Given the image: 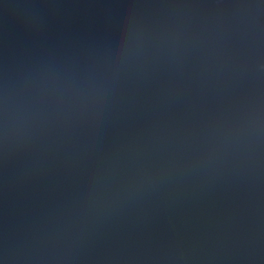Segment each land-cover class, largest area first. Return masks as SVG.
I'll return each instance as SVG.
<instances>
[{
	"label": "water",
	"instance_id": "1",
	"mask_svg": "<svg viewBox=\"0 0 264 264\" xmlns=\"http://www.w3.org/2000/svg\"><path fill=\"white\" fill-rule=\"evenodd\" d=\"M258 2L0 0V81L44 67L82 79L144 36L94 104L65 100L0 152L8 264H264V145L210 155L264 97V8L241 6ZM141 168L167 174L96 210Z\"/></svg>",
	"mask_w": 264,
	"mask_h": 264
},
{
	"label": "clouds",
	"instance_id": "2",
	"mask_svg": "<svg viewBox=\"0 0 264 264\" xmlns=\"http://www.w3.org/2000/svg\"><path fill=\"white\" fill-rule=\"evenodd\" d=\"M241 6L261 9L264 8V0ZM143 41L144 36L140 32L130 36L124 45L105 49L100 56V70L86 74L82 79L72 73L44 67L16 80L0 81V152L7 154L17 144L31 141L40 128L59 115L65 100L83 109L94 104L111 86L116 70L126 60L139 56ZM177 43L178 40L172 38L173 46ZM260 67L264 69V64ZM244 144H254L257 149L264 145V97L250 106L238 126L220 130L213 136L210 155L229 148L238 150ZM166 174V169L153 174L141 168L132 182L113 197H100L96 210L101 213L106 211L118 201L158 183ZM16 252L15 246L6 245L0 250V264H8L10 258H15Z\"/></svg>",
	"mask_w": 264,
	"mask_h": 264
}]
</instances>
